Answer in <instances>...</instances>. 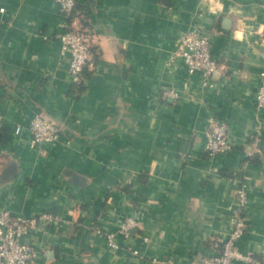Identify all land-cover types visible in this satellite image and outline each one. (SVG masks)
Listing matches in <instances>:
<instances>
[{"label": "crops", "instance_id": "0c3cea01", "mask_svg": "<svg viewBox=\"0 0 264 264\" xmlns=\"http://www.w3.org/2000/svg\"><path fill=\"white\" fill-rule=\"evenodd\" d=\"M0 7V209L60 216L30 232L35 264H190L218 253L243 184L237 245L264 258V0H77L93 50L81 85L57 0ZM194 26L211 39V79L175 57ZM159 86L178 96L154 100ZM39 113L61 127L45 154L31 142ZM215 116L233 148L210 157Z\"/></svg>", "mask_w": 264, "mask_h": 264}, {"label": "built area", "instance_id": "2783aa9c", "mask_svg": "<svg viewBox=\"0 0 264 264\" xmlns=\"http://www.w3.org/2000/svg\"><path fill=\"white\" fill-rule=\"evenodd\" d=\"M62 12L67 17L66 28L59 34L64 51L69 55V76L72 83L81 85L86 80V69L92 67V37L84 19L79 18L77 0H57ZM4 11L5 7H0ZM175 57L185 61L190 72L202 71L207 78H212L219 68L217 60L212 56L211 39L208 33L199 26H194L182 35ZM178 96L171 86H159L153 94V99L165 102ZM256 105L264 107V83L255 93ZM2 121L0 120V128ZM32 133L31 142L41 147L42 153H47L44 144L54 141L60 136L61 127L47 115L36 114L30 121ZM233 148L231 128L227 119L215 116L207 133L206 150L210 157H216L230 152ZM249 201L246 185L237 191V206L232 229L221 237L219 251L213 255H204L190 264H264V258L239 249L238 239L247 228L245 215ZM60 219L59 214L46 211L37 215H18L8 209H0V264H35L39 248L29 239L30 232L43 223H51ZM138 225L133 215L127 216L121 225L125 234ZM112 241L113 236L109 234ZM114 245H117L112 241Z\"/></svg>", "mask_w": 264, "mask_h": 264}, {"label": "trees", "instance_id": "16d2710c", "mask_svg": "<svg viewBox=\"0 0 264 264\" xmlns=\"http://www.w3.org/2000/svg\"><path fill=\"white\" fill-rule=\"evenodd\" d=\"M77 8V7H76ZM90 73V71L86 70L85 71V74L88 75Z\"/></svg>", "mask_w": 264, "mask_h": 264}]
</instances>
